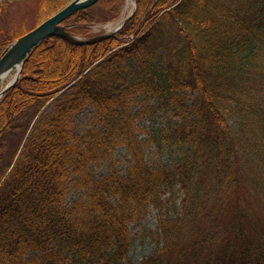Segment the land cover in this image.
Segmentation results:
<instances>
[{
	"label": "trees",
	"instance_id": "trees-1",
	"mask_svg": "<svg viewBox=\"0 0 264 264\" xmlns=\"http://www.w3.org/2000/svg\"><path fill=\"white\" fill-rule=\"evenodd\" d=\"M69 1L37 0L35 26ZM123 3L99 0L63 23L85 36L87 25L118 18ZM135 3L114 37L43 40L1 98L3 151L75 81L39 115L0 186V264H120L129 225L165 204L157 248L140 264H264V0ZM17 37L0 40V55ZM139 95V114L152 98L178 111L157 143L178 147L174 161L145 160L129 109ZM85 107L102 127L74 134L73 115ZM118 147L130 158L124 173L112 162ZM104 159L109 171L95 177L89 169ZM70 174L81 198L66 206Z\"/></svg>",
	"mask_w": 264,
	"mask_h": 264
},
{
	"label": "rangeland",
	"instance_id": "rangeland-1",
	"mask_svg": "<svg viewBox=\"0 0 264 264\" xmlns=\"http://www.w3.org/2000/svg\"><path fill=\"white\" fill-rule=\"evenodd\" d=\"M37 0H0V40L9 36H20L35 25ZM132 5L128 4V0H124L121 8V13L118 18L110 23H114L122 19L131 10ZM110 23H91L87 26L88 35L92 36L102 33L108 29ZM12 77V73L7 77L8 81ZM5 81L1 83L3 85ZM56 99V98H55ZM54 99V100H55ZM145 97L139 95L129 101V109L131 115L135 117L136 127L139 129L137 135L139 140L147 141L145 146V160L149 165L161 166L172 162L179 157L178 147L169 146L166 142L157 143L160 141V130L165 129L167 125H174L179 121L178 111H175V106L164 104L158 106L154 98L151 99L150 105L152 109H147L146 112L140 113L145 106ZM53 100L45 105L43 113L50 110V105ZM32 123V121H31ZM30 123V124H31ZM103 121L100 114L92 107H85L74 113L72 122V132L74 134L83 135L86 131H95L102 127ZM27 133V131H26ZM22 140L12 138L7 141V147L3 149V154L0 156V180L8 171V168L13 163L15 156L22 144ZM30 133L27 137L30 136ZM130 158L127 156L124 147H118L112 155V162L115 167L125 172ZM110 165L107 159L93 163L89 169L95 177L106 174L109 171ZM66 185V194L64 203L70 206L73 203L80 202V187L76 181V175L70 174ZM176 206H178L181 195L178 193ZM171 214L170 205L165 204L161 211L150 208L148 215L142 221L133 222L129 225L132 242L129 247L126 258L120 264H140L144 259L151 256L157 248L155 244V234L157 233L156 222L159 215Z\"/></svg>",
	"mask_w": 264,
	"mask_h": 264
},
{
	"label": "water",
	"instance_id": "water-1",
	"mask_svg": "<svg viewBox=\"0 0 264 264\" xmlns=\"http://www.w3.org/2000/svg\"><path fill=\"white\" fill-rule=\"evenodd\" d=\"M97 2L98 0H72L39 25L15 39L0 56V81L4 76L14 71L12 79L0 88V98L14 86L20 78L24 62L32 49L46 38L58 37L74 45L94 44L115 36L126 24L135 10V2H133L130 13L124 19L115 24L108 31L90 37L76 35L68 30V25L63 24V22L75 12L86 9Z\"/></svg>",
	"mask_w": 264,
	"mask_h": 264
},
{
	"label": "bare ground",
	"instance_id": "bare-ground-1",
	"mask_svg": "<svg viewBox=\"0 0 264 264\" xmlns=\"http://www.w3.org/2000/svg\"><path fill=\"white\" fill-rule=\"evenodd\" d=\"M133 1L132 0H128V4H131L132 5ZM112 25H109V27H111ZM8 75L4 76L3 79H7Z\"/></svg>",
	"mask_w": 264,
	"mask_h": 264
}]
</instances>
